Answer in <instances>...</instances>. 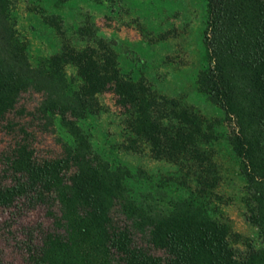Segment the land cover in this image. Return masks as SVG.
Masks as SVG:
<instances>
[{
  "label": "trees",
  "instance_id": "trees-1",
  "mask_svg": "<svg viewBox=\"0 0 264 264\" xmlns=\"http://www.w3.org/2000/svg\"><path fill=\"white\" fill-rule=\"evenodd\" d=\"M202 1L196 84L220 112L215 120L125 73L87 21L33 61L11 0H0V127L10 138L0 150V264H15L6 247L27 264H264V0ZM40 14L60 30L61 17ZM106 91L123 108L118 148L168 163L167 176L154 181L93 144L82 124L102 113L97 96ZM55 120L70 141L55 135ZM231 122L224 138L247 186L251 236L233 231L215 205L210 147L215 123ZM49 134L56 149L42 145ZM36 210L42 219L21 222Z\"/></svg>",
  "mask_w": 264,
  "mask_h": 264
},
{
  "label": "rangeland",
  "instance_id": "rangeland-1",
  "mask_svg": "<svg viewBox=\"0 0 264 264\" xmlns=\"http://www.w3.org/2000/svg\"><path fill=\"white\" fill-rule=\"evenodd\" d=\"M11 5L13 28L24 41L33 61L56 51L77 26L87 21L113 47L125 73L134 78H145L156 94L186 102L210 120L220 119V112L198 93L196 84L198 71L204 64L202 0H11ZM40 12L61 17L60 30L43 23ZM24 97L26 102L33 103L39 95ZM97 100L102 113L82 124L93 144L99 150L113 153L121 161L144 168L154 181L157 177L167 176L168 163L155 161L149 154L132 158L118 148L123 108L116 104L115 96L109 91L99 94ZM54 126L57 137L71 140L58 120L54 121ZM233 126L232 122L215 123L219 139L210 147L220 176L216 189L219 198L215 205L218 214L233 231L251 236L254 229L246 219L247 186L238 175L236 161L224 138ZM42 139L43 147H58L50 134ZM9 142V136L0 127V150ZM129 186L143 191L135 181H130ZM1 216L6 215L1 213ZM40 219L42 214L36 210L28 212L21 222L26 224ZM6 252L13 263L27 264L15 249L6 247Z\"/></svg>",
  "mask_w": 264,
  "mask_h": 264
}]
</instances>
